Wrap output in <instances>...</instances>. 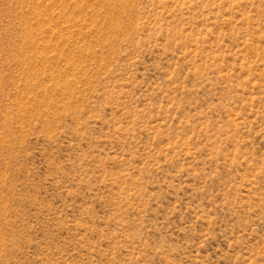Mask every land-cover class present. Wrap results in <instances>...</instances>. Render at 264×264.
Segmentation results:
<instances>
[{
    "label": "rangeland",
    "instance_id": "rangeland-1",
    "mask_svg": "<svg viewBox=\"0 0 264 264\" xmlns=\"http://www.w3.org/2000/svg\"><path fill=\"white\" fill-rule=\"evenodd\" d=\"M0 264H264V0H0Z\"/></svg>",
    "mask_w": 264,
    "mask_h": 264
}]
</instances>
